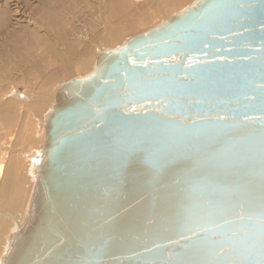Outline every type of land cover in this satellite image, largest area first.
Listing matches in <instances>:
<instances>
[{
  "label": "water",
  "instance_id": "1",
  "mask_svg": "<svg viewBox=\"0 0 264 264\" xmlns=\"http://www.w3.org/2000/svg\"><path fill=\"white\" fill-rule=\"evenodd\" d=\"M2 264H261L264 0H196L60 87Z\"/></svg>",
  "mask_w": 264,
  "mask_h": 264
},
{
  "label": "bare ground",
  "instance_id": "2",
  "mask_svg": "<svg viewBox=\"0 0 264 264\" xmlns=\"http://www.w3.org/2000/svg\"><path fill=\"white\" fill-rule=\"evenodd\" d=\"M156 1L155 5L159 8L156 14L164 15L170 7H178L160 19L159 25L182 13L191 2ZM163 1L167 2V6H164ZM127 2V5L118 4L110 10L105 8L107 16L121 18L124 10L125 13L127 9H132L133 12L137 10V14L134 15L136 17L140 15V8H147L149 0ZM38 3L39 7L30 13L29 23L23 26L17 22L11 23V12L7 9L0 11V34L5 36L2 35L3 38L0 39V264L10 248V237L23 226L30 208L37 177L35 161L42 153L44 123L54 105L56 93L65 83L88 77L100 52L121 47L130 39L129 37L120 41L122 33L143 23L136 18L131 20L134 16L121 20L120 26L112 29L104 23L105 34L99 43L92 46V41L88 40L85 34L70 37L64 31L58 30L60 12L64 11L61 8L63 0H40ZM33 16L36 17V21ZM40 28L45 29L44 33L38 32ZM40 44L42 46L38 47ZM81 45L87 47L83 49L85 53L77 59H72L71 54ZM41 48L43 49L39 54L42 57L38 60L42 64L38 65L37 69L44 79L43 83L38 84L36 74L28 71L20 78L24 91H18L17 85L8 76L6 66H17L18 62L28 58L32 50ZM49 68H53L54 71ZM4 69L8 76L5 80L1 79ZM46 72L49 75H46ZM73 75H76L75 78ZM66 77L71 79L57 84V80L62 78L65 80ZM9 127H15L16 130L8 132Z\"/></svg>",
  "mask_w": 264,
  "mask_h": 264
},
{
  "label": "rangeland",
  "instance_id": "3",
  "mask_svg": "<svg viewBox=\"0 0 264 264\" xmlns=\"http://www.w3.org/2000/svg\"><path fill=\"white\" fill-rule=\"evenodd\" d=\"M38 1L40 0H0V11L7 9L10 11V17H11V23L15 24V22L21 24L22 26L25 25V23H29L30 13H33V11L39 7ZM128 0H63L61 8L64 9L63 12H60V22L58 30L64 31L65 34L72 37L73 35H79V34H85L86 38L90 41H92V46L94 43H99L103 35L105 34V25H108L109 27L116 28L118 25L120 26V22L123 19L126 18H133L134 15L137 14V10L135 12L132 11V9H127V11L122 14V17L119 18V16L116 18L114 17H108L106 14V9L110 10L114 6L118 4H128ZM191 2L188 3V5H192L196 0H190ZM156 0H149L148 4L146 5L147 8H140V17L134 16L131 20H138L143 21L142 24L137 25L134 29L129 31H124L121 35V40L128 39L131 36L138 35L140 33H144L150 29L155 28L159 25V22L165 18L164 16H167L171 12L175 11L178 7H170L167 12H165L164 15L156 14L159 8H157ZM164 6H167V2L163 1ZM169 5V4H168ZM124 6V5H122ZM150 8V10H148ZM129 10V12H128ZM170 16V15H169ZM168 16V17H169ZM136 18V19H135ZM34 21H36V17L33 16ZM161 19V20H160ZM17 20V21H16ZM25 27V26H24ZM33 30V29H30ZM44 28L39 29V33H44ZM0 34V39L3 38ZM55 35H53L54 37ZM5 37V36H4ZM99 45V44H98ZM42 46V44L38 45ZM36 48V47H34ZM87 47L81 45L77 47L76 51H74L71 55L72 59H77L81 56V54H84L85 49ZM41 50H32L29 54L28 58H25L24 61L18 62L19 64L17 66L9 65L6 66V69L8 68V76L11 81L14 82L17 85V89L20 92L24 91V86L20 84V78H22V75H26L28 71H33L36 74L37 83L41 84L43 83L44 79L42 78V75L39 74L37 66L41 65L42 63L39 62V58L42 57ZM93 50V48H92ZM94 51V50H93ZM40 53V54H39ZM1 73V79H4L8 76H6L7 71ZM54 71L53 68H49ZM46 75H49L48 72H46ZM74 76V75H73ZM73 76L71 78H73ZM76 76V75H75ZM74 76V78H75ZM70 78V77H69ZM70 78V79H71ZM33 79V78H32ZM68 77L62 78L57 80L59 82H67ZM67 80V81H66ZM32 83V82H31ZM31 85V84H30ZM15 127H9L8 132L11 133L16 130L13 129ZM33 160V157L31 158Z\"/></svg>",
  "mask_w": 264,
  "mask_h": 264
},
{
  "label": "snow or ice",
  "instance_id": "4",
  "mask_svg": "<svg viewBox=\"0 0 264 264\" xmlns=\"http://www.w3.org/2000/svg\"><path fill=\"white\" fill-rule=\"evenodd\" d=\"M262 257H264V250H262ZM261 264H264V259L261 260Z\"/></svg>",
  "mask_w": 264,
  "mask_h": 264
}]
</instances>
